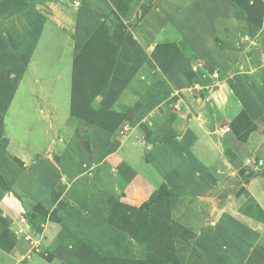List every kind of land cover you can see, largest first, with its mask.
Returning a JSON list of instances; mask_svg holds the SVG:
<instances>
[{
  "label": "crops",
  "instance_id": "crops-1",
  "mask_svg": "<svg viewBox=\"0 0 264 264\" xmlns=\"http://www.w3.org/2000/svg\"><path fill=\"white\" fill-rule=\"evenodd\" d=\"M79 3L69 20L62 9L53 8L56 4L53 0L34 4L27 0H0V29L9 30V36L15 31L23 34L24 29L39 31L35 40L28 34L17 45L14 40H0V57H3L0 70H7V65H17L16 75L9 73V78L18 85L27 78L37 85L34 92L44 87L43 84L47 85L31 80L36 76L34 69H37L39 55L35 52L44 32L47 37L58 36V42L72 51L70 55L75 58L79 52L73 49L77 42L78 47L83 46L101 23L110 25L116 18L113 12L116 8L109 0H81ZM197 3L193 11L188 12L183 5L177 14H181L186 23L177 24L173 38L177 42L182 36L184 41L177 44L185 53L181 52L168 74L163 75L151 58L155 44L164 41L160 33L156 41L148 40L155 38L157 33L153 37L145 35L147 39L142 42L132 39L130 16L134 8L130 5L124 15H120L126 25L125 32L105 87L79 106L86 110V118L71 112V94L66 109L63 101L55 97L37 102L41 92L37 97L27 98L32 117L40 122L43 109L47 108L45 105L51 103L46 121L39 122L49 140L42 149L34 148L22 145L4 129L8 144L4 149L0 147V213L6 210L11 218L19 216L25 208L24 203L29 205V197L39 201L40 186L46 174L49 173V178H58L53 174L60 164L57 157L68 160V154L72 156L77 147L82 146L77 137L80 135L82 140L89 139L90 150H86L105 169H99L101 181L112 178L116 183L117 178L128 175V179H122L114 188L122 190L129 202L145 200L162 186L176 192L169 207L170 218L184 228L190 238L187 240L189 247L196 249L190 250L192 254L202 255L212 264H264V0H200ZM157 10H154L156 14ZM152 15L148 21L152 20ZM90 19H95L96 23L86 32L88 27L84 21ZM68 21L71 26L76 23L72 26L73 32L69 31L73 39L68 38V27L71 28L66 25ZM112 29L111 26L108 36ZM83 30L86 33L82 35ZM56 51L61 52L53 49V54ZM200 54L213 56L208 71L191 64L193 61L183 60L184 56ZM138 55H144L145 60L137 62ZM191 65L199 80L187 86L186 93L174 78L181 67ZM69 67L72 87L74 63L69 62ZM65 69L60 67L52 76L42 70V77L64 81ZM136 102L140 104L139 109L127 114L126 109ZM100 107L101 112L98 111ZM118 109L124 112L121 123L125 121L131 126L124 137L114 134L120 123L113 128H110L112 121L101 125L109 112ZM242 113L248 130L245 125L238 127ZM3 114L4 127L8 108ZM142 121L148 131L143 138L142 130L137 129ZM227 126L229 131L224 129ZM46 129L50 132L46 133ZM245 132L238 140L237 135ZM52 153L55 154L53 159ZM40 154L42 158L37 159ZM11 156L19 157L24 166H19ZM121 163L125 172L120 175L117 166ZM109 166H113L112 170ZM16 189L23 194L20 200L11 197ZM248 200L252 207L260 209L258 216L251 213L252 207L243 208ZM5 201L10 207L1 206ZM13 222L9 229L18 239L10 249L0 246V264L60 263L58 257L46 260L27 254L23 258L26 251L23 253L22 248L26 247L22 236L26 226Z\"/></svg>",
  "mask_w": 264,
  "mask_h": 264
},
{
  "label": "rangeland",
  "instance_id": "rangeland-1",
  "mask_svg": "<svg viewBox=\"0 0 264 264\" xmlns=\"http://www.w3.org/2000/svg\"><path fill=\"white\" fill-rule=\"evenodd\" d=\"M27 1L34 4L44 0ZM80 1L53 0L56 3L53 8H56L58 11L62 9L64 16L69 19L74 16L75 9H78ZM109 1L113 5L117 0ZM199 1L123 0L129 6L131 5V8H134V13H131L130 16V32L133 40L142 42L144 38L147 39L145 35L150 34V37H153L157 33L155 34V38L148 40L149 42L156 41L159 40L158 34L162 35L164 41L157 44L160 45L159 47H161V51L164 54L162 57L159 53L160 64L162 68L167 69L165 72L161 71L163 75L170 72V68L183 51L180 45L177 44L184 41L182 36L181 38H177V42L176 38H173V35L176 34H173V31L176 26H179L177 24L185 25L184 23H186L185 19L181 18V14L180 16L177 14L183 5L184 8L188 9V12H190L189 10L193 11L192 8L198 7L197 2ZM114 7L116 6L114 5ZM156 7H158V10L155 9ZM154 10H157V14ZM116 12L120 11L117 10ZM153 12L154 15H152ZM151 15L152 20L148 21L147 18H150ZM156 16L157 18H155ZM28 19L30 20V18ZM62 19L64 18L62 17ZM117 19H112L113 23L110 25L109 23L105 24V22L104 24L107 28L109 26L110 29L111 26L115 27ZM84 22L85 26L88 27L86 32L96 23L95 19ZM66 25L71 26V22L68 21ZM73 25L75 26L76 23L74 22ZM72 26L71 28L68 27L69 39H73L71 38L73 34L72 36L69 35L71 29L73 32L74 27ZM106 27L98 30L100 33L98 32L96 36L100 40L97 44L94 43L95 47L91 49L93 59L87 55L83 58V62L79 64L82 69L83 65H86V73L82 80L87 85L88 94L93 92L95 85L102 84L107 79L110 63L111 61L114 63L117 54L120 37L117 35L109 37L107 35L109 30ZM29 30L31 29H24L23 34L15 31L14 35L9 36V30L2 27L0 29V40L3 42H5V38L7 41L14 40L17 45L28 34L31 40H35L38 37L39 31L33 29L34 31L27 32ZM181 31L185 32L184 29ZM86 32L83 30L82 35ZM77 43L72 48L79 51L82 45L78 47L79 43ZM57 44L62 45L58 47ZM141 44L145 46V44ZM53 49H60L61 52L56 51L53 54ZM46 50H48L47 54L45 53ZM66 51L68 52L67 54ZM183 52L185 53V51ZM70 53L73 52L68 51L66 47L64 48L62 42H58V36L52 35L47 37L45 32L43 33L37 52H35L36 56L39 55L37 69H34L36 76L34 75L35 79L31 80L32 82H45L47 85L43 84L44 87H39L38 92H34L37 90V85L31 83L30 80L28 81L27 78H22L23 81L19 85L9 78V73L16 75L17 70H15V66L17 65H7V70H0V147L2 149L8 144V137L4 129L10 132V135L16 140L23 143L22 145L42 149V146L47 143L49 136H45L44 130L39 126L40 121H36L32 117V107H30L26 100L30 96L37 97V94L41 92L39 100H33L42 102L43 100L47 101L48 97H55L57 100L63 101L62 106L64 109L68 107L72 92L70 82L72 69L69 67V62H75ZM196 56L187 55L186 57L184 56L183 60L186 58L187 61H193L191 64L203 67L208 71L212 63L210 58L213 56L203 54ZM0 59L3 61V57H0ZM136 60L137 62L140 60L144 61L145 57L144 55H138ZM170 62L171 64L169 65ZM2 65L0 64V66ZM18 66H21L20 63ZM60 67L66 68L63 72V76H66L64 77V81L62 79L55 81L47 80L48 78L44 79L42 77V70H46L49 76H52L54 73L57 74ZM18 71L21 72V70ZM97 74H102L103 78L98 80ZM197 77L195 68L191 65L188 68L181 67L178 76L174 80H177L178 85L182 86L181 88H184V92L186 91L187 93L186 87L199 80ZM17 88L18 90H16ZM186 93L183 94L186 95ZM128 94L129 89L127 88L126 95L129 96ZM124 95L123 93L122 97ZM139 105L138 102L131 104L126 109L127 114L135 112L139 109ZM45 107L50 108L51 103H47ZM7 108L8 114L5 116L6 123L3 127V112ZM47 108L43 109V113L41 114L42 121L40 123L45 122L47 119L46 116L49 111ZM101 109V107L98 108V111L101 112ZM113 115L121 118L124 116V112L122 109H118L114 111ZM114 116L107 115L101 123L108 125L109 121L114 120ZM240 120L238 127L245 125L247 128L248 124L246 120L243 123V116L240 117ZM121 122L114 131L115 135L122 136L120 132L123 131L124 125L128 123L124 121L122 124ZM139 127L137 129L142 130L143 138L148 133L144 121L139 124ZM47 131L50 132V129H46V133ZM127 131L124 132V136H126ZM246 132L237 135L238 140L244 137ZM70 136L69 138L72 140ZM77 137L82 146L77 147L72 156L68 154V160L63 161L60 157H57L60 164L59 167L55 168L56 171L53 174L58 176V178H49V173L46 174L47 176H45L46 178H44V182L42 181L43 184L40 186L41 194L39 195V201L37 198L33 200L32 197H29L27 201L29 205L24 203L25 208L19 216L14 215L11 218L6 213V210L0 213V241L4 244L3 246L9 244L10 240L15 243V240L17 241L18 239L16 238L17 235L14 236L13 232L9 229L10 225H13V221H15L25 223L26 226L27 233L25 232L22 236L26 247L22 248L23 253L26 251L22 254L23 258L27 254L29 256L32 254L37 255L46 260L58 257L60 260L59 264H212L202 255L190 252V243L187 242L190 238L187 237V233L179 225L171 220L169 207L177 195L175 191L167 190L162 186L145 200L142 199L135 203L129 202L128 199L123 197L122 190L117 191L114 188L116 184L122 182V179H128V175L125 176L126 178H117L119 181L116 183L113 182L112 178H103L101 181L99 169L103 168V165L94 160L91 152L86 150L89 147V139L82 140L79 138L81 137L80 135H77ZM233 145L234 143L231 144V146ZM81 147L83 150H81ZM41 155H36L37 159L42 158ZM54 155L52 153L51 159H53L52 156ZM91 157L93 160H91ZM12 158L19 166H24V163L18 162L17 159H20L19 157L13 156ZM135 163H137V160H135ZM141 163L142 166L145 165L143 159ZM123 167L122 163L117 166L120 175L125 172ZM111 168L113 166H109V170H112ZM103 170L105 169L103 168ZM146 171L149 170L146 169ZM1 183L5 186L4 182ZM13 192H16V194H11L14 200L22 199L23 194H20L19 189L13 190ZM6 202L1 206L8 207L9 205ZM251 213L255 216L259 215L258 209L254 206L251 209Z\"/></svg>",
  "mask_w": 264,
  "mask_h": 264
},
{
  "label": "trees",
  "instance_id": "trees-1",
  "mask_svg": "<svg viewBox=\"0 0 264 264\" xmlns=\"http://www.w3.org/2000/svg\"><path fill=\"white\" fill-rule=\"evenodd\" d=\"M113 5L116 6L115 7L116 10H113V12L116 15V18H118V19H117V23L115 24V27H113V29H112V32H111L110 36L111 37L114 36V35L119 36L120 37L119 38V44H120L121 43V39H122V37L124 35V32H125V24L122 21V19H121L119 14L124 15V13L128 10L129 5H128V3L123 2V0H117L116 3H113ZM117 10L120 11L121 13L120 12H116ZM103 27H106V26H105L104 23H101L99 25L98 29L95 31V33L86 41V43L82 46V48L79 50V52L76 54V56L74 58L75 62H74L73 78H72V92H71V104L72 105H71V112L73 114H75V115H78V116L82 117V118H86L87 115L85 114L86 110L82 109L81 107H79L81 102H83V100H85V99L87 100V99L93 98L94 94L97 93L98 91H100L101 88H104L105 87V83H106V81H105L102 84L95 85L94 89H93V92L88 94L87 93V88H86L87 85L84 82V80H82L83 76L86 73V71H85L86 70L85 69L86 65L85 64L83 65L84 66L83 69L81 68V66H79V64L81 62H83V58H85L87 55L91 56L92 59H93V54L91 52V49L95 47L94 43L97 44L99 42L100 38L98 39L97 36H96L97 33H98L97 31L99 29L103 28ZM106 29L109 30L107 27H106ZM119 44H118L117 47H119ZM159 46H160L159 44L155 45L153 51L151 52V58L157 64V66L160 68V70L162 72H165V71H167V69H165L164 67L162 68V65L160 64L161 62H160L159 53H160V55L162 57H163L164 54L161 51L162 50L161 47H159ZM164 47H166V46H164ZM78 59H79V61H78ZM171 62L169 63V65L171 64ZM112 64H113V61H111L110 66ZM96 77L98 78V80H101L103 78V75L102 74H97ZM96 86H97V89H95ZM85 92H86V95H85ZM86 109L89 110L90 108L87 107ZM113 114H114L113 112H109L107 115L114 116ZM241 116L245 117V114L242 113V114H240V117ZM113 119L114 120L112 121V126L111 127L108 126L110 128H113V126L116 127L122 121L120 117H116V116H114ZM101 125H106V123H101ZM228 152L229 151L226 150V155H229ZM17 160H18L19 163H23L20 159H17ZM0 178H1V176H0ZM172 201H174V199ZM248 202H249V200L246 203H244L243 208H251L252 207V205L250 203H248ZM257 209H259V208L257 207ZM180 227L182 228V226H180ZM9 243H10L9 246L8 245L3 246L4 244H2L1 241H0V246L3 247V248H6V249H10V247H12L14 245V242L10 240ZM190 249H192L193 251L196 250L194 247H191Z\"/></svg>",
  "mask_w": 264,
  "mask_h": 264
},
{
  "label": "clouds",
  "instance_id": "clouds-1",
  "mask_svg": "<svg viewBox=\"0 0 264 264\" xmlns=\"http://www.w3.org/2000/svg\"><path fill=\"white\" fill-rule=\"evenodd\" d=\"M131 129V126L128 124V123H126V125H124V129H123V131H121L120 132V134L122 135L121 137H124V132L125 131H127V130H130ZM225 129V128H224ZM229 129H230V127H229ZM229 131V130H228Z\"/></svg>",
  "mask_w": 264,
  "mask_h": 264
},
{
  "label": "built area",
  "instance_id": "built-area-1",
  "mask_svg": "<svg viewBox=\"0 0 264 264\" xmlns=\"http://www.w3.org/2000/svg\"><path fill=\"white\" fill-rule=\"evenodd\" d=\"M225 130H226V131H228V130H229V127H228V126H227V127H225Z\"/></svg>",
  "mask_w": 264,
  "mask_h": 264
}]
</instances>
